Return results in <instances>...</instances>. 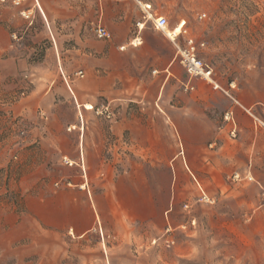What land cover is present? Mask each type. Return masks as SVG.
I'll use <instances>...</instances> for the list:
<instances>
[{"label": "rangeland", "instance_id": "1", "mask_svg": "<svg viewBox=\"0 0 264 264\" xmlns=\"http://www.w3.org/2000/svg\"><path fill=\"white\" fill-rule=\"evenodd\" d=\"M16 1L0 0V264H264L263 196L250 207L204 194L167 203L165 170L154 171L153 218L138 226L137 243L111 239L104 249L94 235L74 243L75 255L67 257L72 243L49 221L56 212L63 217V204L51 195L70 188L68 159L75 165L66 154L76 147L66 134L80 111L71 93L77 99L76 85L104 75L97 50L109 41L97 37L96 27L117 25L124 8L139 19L142 13L130 0H35L40 11L33 0ZM143 1L168 19L169 30L184 22L181 35L205 44L201 56L215 71L264 92V0ZM145 32L176 52L162 32L150 25ZM93 68L96 74L89 75ZM93 108L86 103L80 116ZM106 157L113 163L109 148ZM110 173L113 179L116 172ZM102 184L95 180L96 192L104 191Z\"/></svg>", "mask_w": 264, "mask_h": 264}, {"label": "crops", "instance_id": "2", "mask_svg": "<svg viewBox=\"0 0 264 264\" xmlns=\"http://www.w3.org/2000/svg\"><path fill=\"white\" fill-rule=\"evenodd\" d=\"M130 4L134 11H141L140 19L124 8L117 11V25L99 24L114 39L98 45L97 70L104 75L76 85L78 100L71 93L79 110L78 102L82 107L93 105L86 113L95 112L103 98L101 106L108 105L113 117L85 112L81 117L78 110L76 129L66 134L69 143L76 139V147L66 152L75 165L66 169L70 188L51 195L64 207L63 217L58 219L56 212L49 225L58 233L66 231V244L72 243L67 257L69 253L74 257V243L94 235L104 249L103 243L111 239L137 243L138 226L151 225L153 218L155 170L168 173L167 203L204 194L216 202H243L250 207L264 197L263 90L228 80L209 64L213 85L191 77L181 64L179 48H186L194 38L183 33L171 40L167 30H157L153 24L155 17L162 16L153 3L130 0ZM33 5L39 10L35 0ZM148 25L170 39L174 54L166 40L162 44L158 36L153 37L157 40L145 36ZM135 39L141 44L135 46ZM94 74L95 68L89 75ZM107 148L113 152V163L106 157ZM112 170L116 172L113 179ZM95 180L103 181V192L93 188Z\"/></svg>", "mask_w": 264, "mask_h": 264}, {"label": "built area", "instance_id": "3", "mask_svg": "<svg viewBox=\"0 0 264 264\" xmlns=\"http://www.w3.org/2000/svg\"><path fill=\"white\" fill-rule=\"evenodd\" d=\"M15 3L20 5L21 1L17 0ZM151 18L153 19L152 16ZM153 24L157 30L161 31H165L169 26L168 19L163 16L155 17V19H153ZM96 35L100 40H109L111 38L110 32L102 25H98L96 27ZM133 44L135 46L140 45L141 41L139 39H135ZM204 46V43L198 44L194 39H189L187 41L186 48H179V57L181 64L191 77L202 78L213 85V69L199 56V49ZM121 49H124V47H121ZM95 110L99 115L105 116L108 119L113 117V112L108 105L100 106ZM225 119L229 120L228 114L225 116ZM67 163L71 166L69 162Z\"/></svg>", "mask_w": 264, "mask_h": 264}, {"label": "bare ground", "instance_id": "4", "mask_svg": "<svg viewBox=\"0 0 264 264\" xmlns=\"http://www.w3.org/2000/svg\"><path fill=\"white\" fill-rule=\"evenodd\" d=\"M39 3V2H38ZM41 8V7H40ZM42 10V9H41ZM30 16H28L27 15V18H29ZM183 28H184V22L183 23H181V24H179L174 30H169L168 29V27L166 28V30L168 31V33H167V35H168V37L171 39V40H176L179 36H181V34L183 33V32H185L184 30H183ZM143 30L145 29L144 27L142 28ZM71 89H72V87H71ZM72 91H73V89H72ZM74 92V91H73ZM75 94V93H74ZM78 106H79V108H80V111H81V104H78ZM83 107H84V105H83ZM87 108H90V105H87L86 106ZM81 117H83V115H82V113H81ZM73 128H75L76 129V126H74ZM71 164V163H70ZM73 164V163H72ZM71 164V165H72ZM73 231V230H72Z\"/></svg>", "mask_w": 264, "mask_h": 264}]
</instances>
